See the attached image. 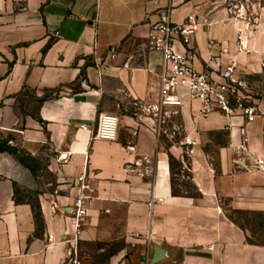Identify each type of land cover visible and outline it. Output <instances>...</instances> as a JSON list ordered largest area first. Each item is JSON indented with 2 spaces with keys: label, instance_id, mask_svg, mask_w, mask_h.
I'll return each mask as SVG.
<instances>
[{
  "label": "crops",
  "instance_id": "1",
  "mask_svg": "<svg viewBox=\"0 0 264 264\" xmlns=\"http://www.w3.org/2000/svg\"><path fill=\"white\" fill-rule=\"evenodd\" d=\"M240 5L238 18L229 9ZM191 13L210 21L194 36L204 65L262 70L264 0H0V146L35 163L0 149V264H62L72 252L80 264H264V97L245 153L236 125L186 97L169 108L174 138L157 137L140 109L158 94L150 24ZM102 112L118 117L113 141L93 137ZM183 133L196 140L187 160ZM172 162L195 195L174 192ZM81 174L95 194L75 233Z\"/></svg>",
  "mask_w": 264,
  "mask_h": 264
},
{
  "label": "built area",
  "instance_id": "2",
  "mask_svg": "<svg viewBox=\"0 0 264 264\" xmlns=\"http://www.w3.org/2000/svg\"><path fill=\"white\" fill-rule=\"evenodd\" d=\"M243 8V12L240 11ZM229 12L235 17L244 16L246 8H230ZM206 17L191 13L183 21L176 23L168 18L160 19L150 24L146 35V43L150 50L160 55L158 71V94L154 102L140 105L143 115L153 119V132L157 137L170 135L178 136L176 128L170 131L167 122L171 114L169 108L179 106L182 98L195 101L199 105L198 114L207 117L212 113H219L228 119L225 129L237 126L241 142L237 145L243 151L249 141L248 125L259 113L258 101L261 98L253 97L249 93L248 83L244 77L237 74V62L234 58L227 63H218L216 67L209 63L205 65L198 57L194 46V36L199 26L209 25ZM212 43V41H209ZM237 51H243L246 43L242 31L236 36ZM221 53H228L227 47H220ZM240 119V123H234ZM85 128V125H81ZM118 117L114 113H99L96 120L93 137L113 141L116 139ZM184 153H189L196 140L188 133H183L177 140ZM236 162L242 163L241 158ZM256 164L264 168V160L257 159ZM79 190L71 208L75 233L80 228L86 214L87 207L95 194V189L88 182L85 174L77 177ZM62 264H80L75 252L62 259ZM136 264H151L148 255Z\"/></svg>",
  "mask_w": 264,
  "mask_h": 264
},
{
  "label": "rangeland",
  "instance_id": "3",
  "mask_svg": "<svg viewBox=\"0 0 264 264\" xmlns=\"http://www.w3.org/2000/svg\"><path fill=\"white\" fill-rule=\"evenodd\" d=\"M145 47L148 48L147 43ZM236 69L237 74L247 80L249 93L253 95L254 98L258 96L264 97V67L260 72H248L241 67ZM243 152L245 153L246 151ZM19 155L20 157L25 159L26 162L35 164L32 158L26 155L24 152H20ZM184 155L187 160L188 153L186 152ZM172 166L174 171V176L172 179L174 192L177 193L187 191L192 196L195 195L196 193L194 187L192 186L187 168L184 165H182V167H179L175 162H172Z\"/></svg>",
  "mask_w": 264,
  "mask_h": 264
},
{
  "label": "trees",
  "instance_id": "4",
  "mask_svg": "<svg viewBox=\"0 0 264 264\" xmlns=\"http://www.w3.org/2000/svg\"><path fill=\"white\" fill-rule=\"evenodd\" d=\"M257 98H263V96H258ZM0 149H6L8 151H10L11 153H14L16 154L17 158L23 162V163H27L25 159H23L22 157H20L19 153H17V149L16 148H13V147H10V146H0Z\"/></svg>",
  "mask_w": 264,
  "mask_h": 264
},
{
  "label": "bare ground",
  "instance_id": "5",
  "mask_svg": "<svg viewBox=\"0 0 264 264\" xmlns=\"http://www.w3.org/2000/svg\"><path fill=\"white\" fill-rule=\"evenodd\" d=\"M244 42H246L245 37H243Z\"/></svg>",
  "mask_w": 264,
  "mask_h": 264
}]
</instances>
